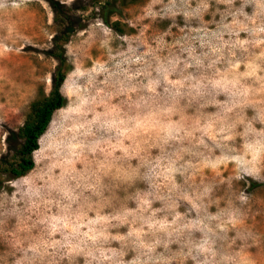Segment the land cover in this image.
<instances>
[{
    "label": "rangeland",
    "instance_id": "374dc122",
    "mask_svg": "<svg viewBox=\"0 0 264 264\" xmlns=\"http://www.w3.org/2000/svg\"><path fill=\"white\" fill-rule=\"evenodd\" d=\"M59 1L83 24L67 103L35 167L2 177L0 264H264V0H129L123 34ZM54 34L49 0H0V159L52 88Z\"/></svg>",
    "mask_w": 264,
    "mask_h": 264
},
{
    "label": "trees",
    "instance_id": "16d2710c",
    "mask_svg": "<svg viewBox=\"0 0 264 264\" xmlns=\"http://www.w3.org/2000/svg\"><path fill=\"white\" fill-rule=\"evenodd\" d=\"M49 1L54 12L55 34L47 54L57 60L52 76V88L47 93L42 86L37 97L32 101L26 118L18 130L20 143L15 150L14 159L6 161V155L0 159V188L4 174L19 178L35 167L34 153L40 147V138L49 128L54 113L67 103V97L62 92L66 77L72 69L67 54V43L83 24L76 11L77 6L59 0ZM128 2L129 0H94L81 7L86 12L92 9L91 15L96 14L107 26L123 34L127 32V24L118 16L122 15Z\"/></svg>",
    "mask_w": 264,
    "mask_h": 264
},
{
    "label": "clouds",
    "instance_id": "9594fccd",
    "mask_svg": "<svg viewBox=\"0 0 264 264\" xmlns=\"http://www.w3.org/2000/svg\"><path fill=\"white\" fill-rule=\"evenodd\" d=\"M173 83L179 84L181 83V81L176 80L173 81ZM120 123H124L123 121H121ZM182 125H164L163 128L164 130L167 132L168 135H173L175 132H179L181 129ZM138 128H142V130L144 132L148 131V127L140 124L139 122L137 123V125L131 127V128H124L123 132L127 133L129 135V138L133 139L135 142V136L137 134V130ZM211 125H208L204 128L205 131H208L209 134L211 135V131H210ZM114 147H123V143L122 141H118L116 145H114ZM129 147L133 148V151L131 153V155H136L139 152V143L135 142L134 146L130 145ZM125 151L127 152L128 149L125 148ZM179 158V153H177V159ZM177 169L174 167V161H170L169 165L167 167L166 170L161 171V172H156L155 175L157 176H161L163 175L165 177L166 180H171V173L176 171ZM145 203H147V201H145ZM145 223L148 224L149 229L150 230H159V229H164V230H168V228L172 225V224H176V220L174 219L173 221L169 222L167 220H154V219H148L145 220ZM174 231L177 229H173ZM133 231L139 233L140 231H143V228L141 229H134Z\"/></svg>",
    "mask_w": 264,
    "mask_h": 264
}]
</instances>
